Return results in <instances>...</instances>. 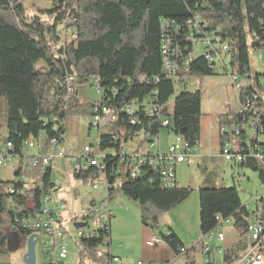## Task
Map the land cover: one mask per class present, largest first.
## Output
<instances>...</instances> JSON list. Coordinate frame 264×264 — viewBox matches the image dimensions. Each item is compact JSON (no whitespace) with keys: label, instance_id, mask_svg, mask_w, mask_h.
Here are the masks:
<instances>
[{"label":"trees","instance_id":"trees-1","mask_svg":"<svg viewBox=\"0 0 264 264\" xmlns=\"http://www.w3.org/2000/svg\"><path fill=\"white\" fill-rule=\"evenodd\" d=\"M197 16L199 28L195 29L189 21L193 23ZM165 19L175 21L177 28L164 33ZM63 25L71 37L62 42ZM188 35L198 41L209 38L217 49L226 46L224 61L208 60L204 49L201 55H196L195 47L201 45L190 43ZM166 37H171L180 50L176 58L180 69L173 76L162 71V45ZM60 42L63 44L59 45ZM250 48L257 51L264 48V0H51L34 14L28 12L22 0H0V117L5 116L7 128L0 147L12 143L11 157L16 158L24 156L25 141L31 136L38 138L43 134L47 139L63 141L68 116L82 111L90 113L91 107L79 104L77 92L67 95L66 79L73 76L78 84L98 78L108 106L120 107L132 98L149 101L156 97L170 117L167 129L182 136L191 152L200 142L203 94L201 90H181L170 112L175 80L182 84L186 76H213L219 63L228 75L236 71L240 78L246 76L251 71ZM227 56L231 70L227 67ZM42 63L45 68L40 69ZM142 77L146 79L142 81ZM254 95L264 103L255 88L242 84L241 99ZM121 114L124 122L118 140L110 133L100 135L103 151H119L141 129ZM148 122L149 119L145 129L151 135H159L162 125L150 126ZM115 162V157L106 161L109 168ZM237 167L258 171L260 184L264 186V169L255 161L248 160ZM143 171L140 177H128L112 187L109 199L111 202L115 191L122 192L142 208L143 225L155 229L161 215L187 199L194 189L178 183L164 187L159 172L149 166ZM54 173V166H48L42 170L36 186L30 188L23 166L15 170L16 177L11 183L0 174V253L12 249L16 237L24 240L26 249L27 234L14 228L16 218L41 212L44 194L57 187ZM91 173L92 169L74 175L89 181ZM12 186L14 194L8 191ZM199 195L202 235L215 229L219 224L217 217L221 216L233 217L240 236L248 237L249 211L243 207L237 186H204ZM113 217L112 212L104 236L111 237ZM160 236L177 255L182 248L186 253L194 248L193 245L187 249L171 228ZM75 242L80 249V259L75 264H107L105 258L96 257L102 237L80 238ZM187 264L195 261L189 257Z\"/></svg>","mask_w":264,"mask_h":264},{"label":"built area","instance_id":"built-area-1","mask_svg":"<svg viewBox=\"0 0 264 264\" xmlns=\"http://www.w3.org/2000/svg\"><path fill=\"white\" fill-rule=\"evenodd\" d=\"M199 17L197 16L192 24L195 29L199 28ZM194 24V25H193ZM66 31V26L63 25ZM62 28V27H61ZM177 28L175 21L165 19L163 23V31ZM64 32L60 34L62 36ZM187 39L190 43L203 46L206 58L210 61H224L223 49H217L209 38L197 40L192 35H188ZM175 41L171 37H166L162 45L164 74L173 76L180 69L178 58L180 50L175 45ZM205 45V46H204ZM259 57L264 60V48L260 49ZM232 85L239 97L242 89L241 78L236 71L229 74ZM146 77H142L144 81ZM75 77L68 76L66 79L67 95L72 94ZM94 84L98 88L99 101L93 102L90 108V125L95 126L100 135L102 133L113 134L115 141L119 138L120 126L124 119L121 113L128 117L132 125L141 127L139 132L124 142L119 151L108 149L103 151L100 146V135L98 145H86L83 149L76 150L69 148L64 150L62 144L65 140L60 141L57 138L47 139L43 134L38 138L31 136L25 141L28 151L37 149L38 153L29 155L27 160L23 162V167L33 169L42 168L45 170L48 166L53 165L58 158L73 157V172L83 173L92 169L90 180L93 182V189L99 190L105 194V198L98 202L94 200L85 216L80 221L82 226H76L74 223V235L61 227L59 212L63 210V206H58L53 201L51 192L45 193L43 196V206L41 212L37 216L17 217L14 225L15 229H21L30 235L37 234L39 236L36 249L39 246L41 256L44 261L61 262L69 256V245L71 240L74 242L80 238L102 237L101 246L96 251V257L105 258L107 264H128L117 255L111 254L112 238L107 234H103L110 226L112 217L111 202L109 192L112 187L118 186L124 180L129 178H138L143 174L146 167H151L159 172L160 181L164 187H174L177 183L176 168L177 165L185 162L190 154V146L188 142L179 135L173 134V140L166 151L161 150V142L159 135H151L149 130L145 129L147 119L148 124L159 123L162 129L170 125V117L165 112V106L160 104L156 97H152L149 101H140L132 98L122 104L120 107L108 106L102 97L100 80L96 78ZM240 99L237 111L228 115L226 122L222 128L221 150L220 156L233 167L245 163L248 160L255 161L264 169V103L259 97H245ZM161 129V131H162ZM161 133V132H160ZM138 138V142L134 139ZM37 140V143H35ZM47 149L46 154H41L42 147ZM13 145L8 142L0 147V169L4 163L11 159ZM51 149V154L48 152ZM115 157L117 162L112 164L106 163L107 159ZM56 174V172H55ZM115 181L112 183L111 178ZM56 185L59 180H55ZM261 187H264L261 185ZM8 191L15 193V189L10 187ZM243 207L249 211L247 232L250 240L249 247L240 256L225 264H264V194H251L250 198L243 202ZM218 226L205 233L201 241L203 242V253L207 254L211 251L210 242L213 240L223 241L225 234L223 227L225 224L234 223V218L217 217ZM165 243L160 235H151L146 240V245L155 247ZM186 254V249H181V254ZM136 264H148L144 260L137 261ZM203 264H212L205 261Z\"/></svg>","mask_w":264,"mask_h":264},{"label":"rangeland","instance_id":"rangeland-1","mask_svg":"<svg viewBox=\"0 0 264 264\" xmlns=\"http://www.w3.org/2000/svg\"><path fill=\"white\" fill-rule=\"evenodd\" d=\"M22 2L30 14H34L39 7H46L49 5L45 0H22ZM61 30L64 32L61 37L62 42L71 37L69 31H65L63 26ZM62 42H60L59 45H62ZM195 49L196 55H201L203 52V46L195 47ZM249 54L251 71L248 75L242 76L240 81L243 85H251L255 88L261 99L264 101V60L259 57V52L253 48H250ZM229 61V56H227V67L231 70L232 68ZM39 67L40 69L45 68L43 63L40 64ZM217 69V74L211 77H200L198 75L186 76L185 81L182 84L175 80V93L169 101V111L173 112L175 97L183 89L188 91L201 90L203 97H208L218 89L219 93L216 97H236L235 90L229 80V75L221 63L218 64ZM211 78L215 79L216 82L214 84L210 83ZM76 92L78 94L79 104L84 107H87L93 102L99 101L100 95L94 81L78 84L75 80L72 94ZM0 124V135L3 136L7 131L6 119L3 114L0 117ZM65 129V140L62 144L64 150L71 148L70 145H72V143L76 144V150L83 149L86 145H93L94 147L98 145L100 132L95 126L91 127L88 111L70 114L65 120ZM169 137H171L169 130L167 128L162 129L161 141L164 149L169 141ZM134 140L136 142L139 141L138 138H135ZM35 143H37V140H35ZM30 152L37 153V150L35 148L30 151L25 149L23 157L8 159L0 169L1 178L10 183L13 182L16 177L15 170L23 166V162L27 160ZM48 152L51 154V149H48ZM46 153L47 149L43 146L41 154ZM73 160V157L67 156L58 158L54 161L53 164L56 174L54 173L53 178L54 180L58 179L59 184L56 188L50 190L54 203L58 206H63V210L59 212L61 227L72 235H74L75 232L74 223L85 218L91 206V202L94 200L100 202L105 198L103 192L93 189V182L91 180H81L74 175ZM206 162V175L221 182L222 186H237L240 190L243 202L247 201L251 194H256L258 192L264 194V188L260 186L258 171L248 167H233L222 159L207 158ZM189 163L192 162L189 160V162H185V164H182L179 167L180 175L183 177L182 184L186 187L189 184H194V178L191 169L189 168ZM201 164L202 163L200 162V167L203 166ZM192 165H194V169H197L196 176L199 178L201 173V170H199L200 167H198L197 164H191V166ZM25 170L26 175L30 179L27 186L29 188L36 186L43 169L39 167L33 169L25 168ZM191 195L169 212L161 215L159 226L158 228H155L157 233L162 235L167 233L171 228L184 235V241L186 244L191 242H200V244H202L201 241L191 238L195 236L200 239L199 190L195 192L193 190ZM184 202L187 203V208L186 210H181L180 208L183 207L181 205ZM111 209L114 214V217L112 218L111 253L115 255L117 254L115 252L116 250L124 248L129 252V256L132 258L131 260L137 263V261H139L137 258L140 254L139 249L145 239L143 232L144 225L142 222V208L138 203L125 196L122 192L115 191L111 198ZM223 232L230 236L233 232L235 233L237 231L233 223H230L224 225ZM23 242L24 240L20 239L19 248L15 249L13 245L12 249L8 252L0 253V264H25L23 255L26 252V249L23 246ZM69 250V256L64 262L68 264L77 263L80 259V249L73 240H71ZM36 252L37 264H41L44 260L41 256L39 246L37 247ZM189 257L192 261L195 259L193 254H190ZM128 262L129 264H132V261ZM47 263L49 262L47 261Z\"/></svg>","mask_w":264,"mask_h":264},{"label":"crops","instance_id":"crops-1","mask_svg":"<svg viewBox=\"0 0 264 264\" xmlns=\"http://www.w3.org/2000/svg\"><path fill=\"white\" fill-rule=\"evenodd\" d=\"M48 4H50L51 0H45ZM211 77V76H210ZM230 83L232 85L231 79L229 77ZM216 81L214 78L210 79V83L214 84ZM233 86V85H232ZM234 89V87H233ZM235 90V89H234ZM218 89L215 90L212 94L208 97H203L202 100V115L200 119V142L199 146L193 149L187 160L186 163H189V168L191 169V173L193 174V182L194 184H189V187L194 189V192L200 190L201 187L209 186V185H222L221 182L211 178L209 175H206L205 170H207V158H215V159H222L220 156L221 150V141H222V128L226 122V118L228 115L234 114L240 104V99L235 91L236 97H216L218 95ZM92 104V103H91ZM90 104V105H91ZM91 108V107H90ZM90 116V113H89ZM170 132V131H169ZM171 137H169V141L164 149V146L161 141V133L159 135V139L161 142V150L166 151L173 140V133H171ZM7 135V131L4 136L0 137V140L5 138ZM72 148L76 149V144L72 143L70 145ZM37 150V149H36ZM38 153V150H37ZM36 152L32 153L31 155L37 154ZM29 156V155H28ZM223 160V159H222ZM182 162L177 165L176 174H177V183L180 186H183L182 180L183 177L180 175L179 167ZM200 162L203 165L200 167ZM197 164L201 170L200 177L196 176L197 169H194V165ZM205 164V165H204ZM215 181V182H214ZM261 186V184H260ZM264 188V187H262ZM259 193V192H258ZM192 196V195H191ZM200 196V195H199ZM188 201V200H186ZM185 201V202H186ZM93 202V201H92ZM91 202V203H92ZM183 203L180 208L181 210H186L187 203ZM113 211V210H112ZM237 232H233L230 236L225 233V239L223 241L213 240L210 242L211 251L207 254L203 253V242L201 241L202 233L200 230V239L193 236L192 239L199 240L202 242H195L186 244L184 241V235L180 232H176L180 238L182 239L185 247L188 249L194 245V248L191 251H188L184 255H177L166 243L161 245H157L155 247H149L146 245V240L153 234L160 235L156 232V229L151 228L149 226H144V236L145 239L141 244L139 249L140 254L137 256L138 260H144L148 264H187L188 258L190 254H193L195 264H203L205 261H209L212 264H225L227 262H231L236 257L240 256L244 251L249 247L250 240L248 237L242 238L236 229ZM111 236H112V221H111ZM160 246V247H159ZM158 247V248H157ZM117 256L123 259L126 263L129 264L128 261H132V264H136L132 258L129 256V252H127L124 248L115 251ZM227 258V259H226ZM229 258V259H228Z\"/></svg>","mask_w":264,"mask_h":264},{"label":"water","instance_id":"water-1","mask_svg":"<svg viewBox=\"0 0 264 264\" xmlns=\"http://www.w3.org/2000/svg\"><path fill=\"white\" fill-rule=\"evenodd\" d=\"M75 225L82 226V224L78 222H76ZM38 239H39V236L37 234H33L28 237L26 241V252L23 255L25 264H37L36 245H37ZM19 246H20V240L16 238L14 247L16 249V248H19Z\"/></svg>","mask_w":264,"mask_h":264}]
</instances>
